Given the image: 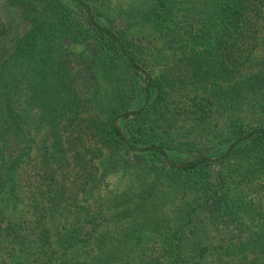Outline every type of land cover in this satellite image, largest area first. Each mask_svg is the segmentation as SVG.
I'll return each mask as SVG.
<instances>
[{
  "label": "trees",
  "instance_id": "obj_1",
  "mask_svg": "<svg viewBox=\"0 0 264 264\" xmlns=\"http://www.w3.org/2000/svg\"><path fill=\"white\" fill-rule=\"evenodd\" d=\"M6 2L0 264H264V0Z\"/></svg>",
  "mask_w": 264,
  "mask_h": 264
},
{
  "label": "rangeland",
  "instance_id": "obj_2",
  "mask_svg": "<svg viewBox=\"0 0 264 264\" xmlns=\"http://www.w3.org/2000/svg\"><path fill=\"white\" fill-rule=\"evenodd\" d=\"M101 2V0H99ZM129 0H109L104 4L103 11H107L110 17L116 22L117 26L121 27L124 24L126 14L120 15L118 10L128 8ZM138 3L142 0H136ZM109 3V4H108ZM110 6H117V9H110ZM106 14V15H107ZM0 15L8 23L9 29L6 35V43L11 45L27 28L28 24L21 17L19 9L16 6L9 5L6 0H0ZM260 36L263 38V43L257 49V58H264V30ZM47 144L46 132L41 131L36 138L32 150L15 173L13 184L4 194L3 203L11 210H26L30 206L32 192L34 191L33 175L38 171L43 161L44 148ZM44 147V148H43Z\"/></svg>",
  "mask_w": 264,
  "mask_h": 264
}]
</instances>
